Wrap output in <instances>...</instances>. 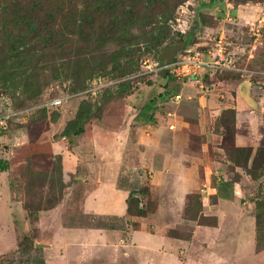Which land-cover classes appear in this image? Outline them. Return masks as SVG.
I'll use <instances>...</instances> for the list:
<instances>
[{
	"label": "rangeland",
	"instance_id": "obj_1",
	"mask_svg": "<svg viewBox=\"0 0 264 264\" xmlns=\"http://www.w3.org/2000/svg\"><path fill=\"white\" fill-rule=\"evenodd\" d=\"M7 1L0 0V16ZM197 24L200 30H193ZM168 28V40L162 45L141 44L130 56L112 43L91 57L61 58L57 66L40 59L29 68H13L11 63L4 67L0 105L8 103L9 111L22 114L11 119L0 136V158L8 165L6 172L0 171V257L20 259L16 243L26 234L41 248L46 264H63L57 259L59 249H66L60 254L64 260L79 264L73 260L78 256L76 245L69 244L82 237L75 230L103 229L108 235L118 234L116 243L124 240L126 252L115 247L114 258H87L83 264H251L252 244L245 238L237 242L241 247L236 249L242 263L233 258L236 250L217 246L209 233L191 241L200 224H217L213 215L204 218L216 202L214 196H206L203 187L210 162L222 163V173L242 183L247 193L264 198V178L253 181L246 172H236L228 157L213 149L221 139L206 134L207 129L216 133L214 123L202 120L199 112L201 96H209L213 89L221 91L219 84L224 79L241 78L246 73L226 69L205 72L199 75L205 86L201 88L190 79L177 80L165 70L153 69L159 63L156 54L171 41L179 43L181 35L193 32L195 43L190 48L206 51L223 32L226 55L233 58L236 68L264 70V0H216L214 5L210 0H188L176 9ZM257 28L258 37L254 36ZM3 30L0 20V45L4 38L15 40L2 35ZM144 31L149 32L145 27L136 35L143 36ZM62 32L67 35L69 31L63 28ZM30 47L39 53L45 46L34 43ZM178 55H184V50ZM1 56L7 58L4 53ZM98 78L111 86L92 96L87 91ZM244 96L248 100V95ZM57 98L64 99L60 107H46ZM80 108L91 116L85 133L80 137L65 135ZM148 111L156 116L152 125H158V119L163 124L171 119L172 125L189 122L190 142L180 138V150H172L171 137L162 136L163 132L142 133ZM259 167L254 173L257 176L261 175ZM116 172L119 183H110L106 177ZM161 173L170 181L159 184ZM144 190L148 191L143 199L150 203V213H157L164 202L161 213L167 216L166 221L152 215L134 217L128 210L121 217L101 216L95 209L123 197L121 202L128 206L131 193ZM88 204L93 209H88ZM55 230L67 233H61L63 241L55 250L45 251ZM248 233L246 230L245 237ZM94 255L95 251L88 254Z\"/></svg>",
	"mask_w": 264,
	"mask_h": 264
},
{
	"label": "trees",
	"instance_id": "obj_2",
	"mask_svg": "<svg viewBox=\"0 0 264 264\" xmlns=\"http://www.w3.org/2000/svg\"><path fill=\"white\" fill-rule=\"evenodd\" d=\"M186 1L188 0H8L0 16L4 24L2 35L15 40L2 38L0 76L5 74L4 67H8L7 63H11L13 68H29L33 67V63L38 65L41 59L45 60L46 64L57 66L61 58L91 57L101 51L104 45L112 43L119 46V51L127 56L133 55V49L141 44L153 43V46L159 47L168 40V23L173 14ZM210 2L214 5L216 0ZM145 27L149 32L144 31L140 37L136 35ZM63 28L68 29L67 35L63 34ZM193 30H200L198 24ZM34 43H43L44 50L36 53L34 48L30 47ZM194 43L193 32L181 35L179 43L169 42L168 47L156 54V57L160 61L170 47L186 44V47L190 48ZM1 53L7 55V58L2 59L4 57ZM165 73L172 76L168 70H165ZM10 107L8 103H2L0 114H5ZM148 108L146 110H149ZM154 117V112L148 111L144 123L151 124ZM90 118L89 113H84V108H80L65 135L82 136L85 133L84 126ZM212 123L215 135L221 138L220 148L224 151V156L228 157V163L234 169L241 168L253 181L264 178V146L254 151L252 148H240L236 145L235 111H224L219 118L212 120ZM258 166L261 175L257 176L254 173ZM7 170L8 165L0 158V171ZM225 185L227 184H221ZM221 186H218L215 198H222L224 187ZM147 193V190L131 193L128 212L132 216L144 218L150 213L147 209L150 203H145L143 199ZM136 194H141V197ZM253 201L256 219L255 244L257 251H263L264 198L257 196ZM16 246L20 259L16 261L8 255H3L0 257V264H46L40 253L41 248L36 247L28 235L25 234L23 240L17 241Z\"/></svg>",
	"mask_w": 264,
	"mask_h": 264
},
{
	"label": "crops",
	"instance_id": "obj_3",
	"mask_svg": "<svg viewBox=\"0 0 264 264\" xmlns=\"http://www.w3.org/2000/svg\"><path fill=\"white\" fill-rule=\"evenodd\" d=\"M247 71H250V73H246V75L242 76L241 78H227L221 81V83L219 84V86H223V89H221V91L218 89H213L209 96H205L206 93L201 96L199 98V112L202 114L200 115V117L203 118L202 120L212 121L219 118L224 111L234 110L237 129V133L235 136L236 145L240 148H252L254 151H256L258 148L264 146V70L257 68ZM190 82L200 85L201 88H205V86L200 83L201 80L199 78V75L192 76ZM246 83L247 86H245ZM208 90L209 89L207 88V91ZM245 90L246 92H244ZM244 95H248V100L245 99ZM155 118L156 116L154 117V121ZM154 121L152 123H154ZM158 122L161 123L159 119ZM152 123H145L146 127L141 129L142 133H146L147 131L157 133L163 132L162 136L171 137L170 147L172 150H180V138L182 140L184 139V142L185 140L190 142L189 132L191 130V124L189 122L181 120L172 125L171 123L173 122L171 121V119H168L167 123L163 124L162 122V125H160L159 123L158 125H152ZM206 134H208V136L210 137L214 136L220 138V136L215 135L212 132H208V129ZM113 142L116 143V140H113ZM208 142L210 144L211 140L209 139ZM161 144L162 142H160L158 145L161 146V149H163L164 145ZM207 149H209V145ZM213 149L217 150L224 156L225 153L220 148V145L213 147ZM210 163L211 164L208 166V168H206L207 171L205 172V180L203 184V187L207 189L206 194L208 195L206 196H217L218 186H221L222 183L227 185H225L226 188L225 186H221L224 187L222 198L216 197V202L212 205L213 208L210 209V213L205 214L206 217L211 215L215 216L217 218V226H198L196 228V231H194V235L192 236L191 241H194L198 236H204L209 233L213 238L212 242H214L215 244L218 243L217 246L220 244V246L222 245L225 248L232 247V249L236 250L238 247H241L237 242H243L245 238L248 242L251 241L252 244V249L251 246L249 247L251 249V264H264V250L257 251L255 244L256 219L255 204L253 201L254 195L247 193L244 190L242 183L234 181L228 176V174H225L224 172L222 173V163ZM186 164H188V162ZM212 165L215 168H213ZM235 170L236 172H241L243 174V170L241 168L237 167L235 168ZM165 173H170L168 168H166ZM114 176L106 177V179H110V183H119V173H117L116 175L114 174ZM169 181L170 178L168 179V177H163L162 173L159 174V184H165ZM198 181L199 180L197 179V183H199ZM207 185H210L211 187L207 188ZM125 196H127V194H125ZM125 198L126 197L122 198L123 201L125 200ZM121 200L116 201L110 205H105L101 208L95 207V209L100 210L101 216L116 215L121 217L122 214H125L128 210V206L125 204V202H121ZM163 203L164 202L160 204L157 213L153 212L148 215H152L157 218H163V220L166 221L167 216L161 213V205H164ZM88 209L93 208L88 204ZM166 214L168 215V217L170 216L168 213ZM246 225L248 227L246 230L249 231V233L246 234L247 237H245L244 234L246 231L244 230ZM75 232L81 233L82 237L80 238V240L73 241L69 244L76 245L74 247H76L77 249L78 256L73 257V260L77 261L79 264L85 263L87 258H89L87 261H89L90 259H99L101 257L106 258L109 256L111 258H114L116 256V252L114 253V251L112 250L115 247L117 249H119L120 247L123 249V247L126 246L125 241L122 239L119 240V243H116L118 241V234H115V236L113 233V235H108V233H106L103 229H78L75 230ZM61 233L65 234L67 233V231L64 230L60 232L59 230H55L50 244H47L48 246L45 247V251L55 250L56 245L62 243L63 234ZM90 248L91 252L95 251V255L93 257L88 256V254L91 253ZM249 248L247 247V249ZM58 251L60 257H57V259L61 263L71 264L73 262L66 261L61 257L60 254L64 252L63 249H59ZM236 251L237 252L235 253L233 258L235 259V261L242 263L244 260L239 255L241 252H239L238 250ZM87 252L88 254H86ZM124 252H126V250H124Z\"/></svg>",
	"mask_w": 264,
	"mask_h": 264
},
{
	"label": "built area",
	"instance_id": "obj_4",
	"mask_svg": "<svg viewBox=\"0 0 264 264\" xmlns=\"http://www.w3.org/2000/svg\"><path fill=\"white\" fill-rule=\"evenodd\" d=\"M254 36H260L259 28L255 30ZM214 40L215 41L213 42L212 47L208 49V51L187 48L184 50V55H178L173 63L165 66H161L160 63H156L157 67H154L153 70H168L177 80L191 79L194 75H200L205 72H214L219 69L250 73V71L245 69L242 70L236 68L233 63V58L226 55L225 49L227 43L226 36L223 32L218 33ZM116 82L118 83L119 81ZM110 86L111 84L108 82H101V78L93 79L87 92L92 96H96L102 89ZM175 100L178 102L180 100V96L177 95ZM63 102V98H57L46 104V107L57 108L60 107ZM20 113H14L8 110L5 114H0V136L8 130L10 120L14 119V117ZM17 120H21V118L17 117Z\"/></svg>",
	"mask_w": 264,
	"mask_h": 264
},
{
	"label": "water",
	"instance_id": "obj_5",
	"mask_svg": "<svg viewBox=\"0 0 264 264\" xmlns=\"http://www.w3.org/2000/svg\"><path fill=\"white\" fill-rule=\"evenodd\" d=\"M186 48H187L186 44H179V45H175L173 47H170L165 52L164 56L161 57V59L159 61L160 65L165 66V65H169V64L173 63L176 60V57H175L176 54L185 50ZM12 184H17V183L12 181Z\"/></svg>",
	"mask_w": 264,
	"mask_h": 264
},
{
	"label": "flooded vegetation",
	"instance_id": "obj_6",
	"mask_svg": "<svg viewBox=\"0 0 264 264\" xmlns=\"http://www.w3.org/2000/svg\"><path fill=\"white\" fill-rule=\"evenodd\" d=\"M177 55H178V53H177L176 56H175L176 58H177Z\"/></svg>",
	"mask_w": 264,
	"mask_h": 264
}]
</instances>
